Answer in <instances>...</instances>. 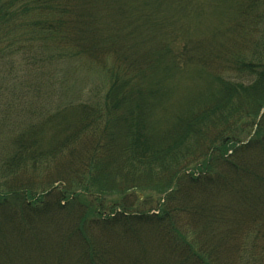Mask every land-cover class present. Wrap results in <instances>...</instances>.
Returning a JSON list of instances; mask_svg holds the SVG:
<instances>
[{
    "label": "trees",
    "instance_id": "obj_1",
    "mask_svg": "<svg viewBox=\"0 0 264 264\" xmlns=\"http://www.w3.org/2000/svg\"><path fill=\"white\" fill-rule=\"evenodd\" d=\"M0 264H264V0H0Z\"/></svg>",
    "mask_w": 264,
    "mask_h": 264
},
{
    "label": "rangeland",
    "instance_id": "obj_2",
    "mask_svg": "<svg viewBox=\"0 0 264 264\" xmlns=\"http://www.w3.org/2000/svg\"><path fill=\"white\" fill-rule=\"evenodd\" d=\"M58 73L60 74V84L66 88V95L68 98L73 95H76L77 97L88 95L105 79V76L101 71L87 67L83 64H60L58 67ZM56 98L58 99L59 95H56Z\"/></svg>",
    "mask_w": 264,
    "mask_h": 264
}]
</instances>
